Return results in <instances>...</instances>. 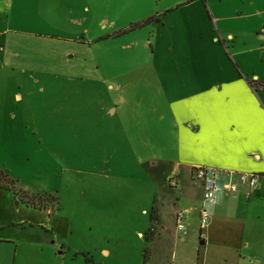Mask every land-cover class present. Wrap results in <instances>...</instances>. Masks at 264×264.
I'll return each mask as SVG.
<instances>
[{"label":"rangeland","instance_id":"obj_1","mask_svg":"<svg viewBox=\"0 0 264 264\" xmlns=\"http://www.w3.org/2000/svg\"><path fill=\"white\" fill-rule=\"evenodd\" d=\"M179 1L0 0V171L27 197L44 201L34 208L0 187L1 224L27 229L0 227V239L39 234L31 228L39 224L59 251L65 245L68 264H144L156 234L155 227L149 233L154 202L169 204L167 230L174 232L175 217L186 205L175 206L173 199L194 187L210 220L202 227L198 213H192L194 234L162 251L161 264H172L173 255L177 263L264 264V219L246 214L234 233L227 230L229 223H221L209 234L213 213L202 186L184 175L172 187L178 177L169 165H158V178L146 170L148 162L169 160L170 142L161 134L168 133L162 130L167 126L160 127V152L145 147L140 159L124 141L120 117L100 110L122 103L135 108L152 98L144 91L152 86L153 70L144 42L153 26L125 30ZM106 135L111 142H105ZM94 196L124 199L127 218L95 224L101 215L90 205ZM14 259L12 246L0 240V264Z\"/></svg>","mask_w":264,"mask_h":264},{"label":"crops","instance_id":"obj_2","mask_svg":"<svg viewBox=\"0 0 264 264\" xmlns=\"http://www.w3.org/2000/svg\"><path fill=\"white\" fill-rule=\"evenodd\" d=\"M149 26L153 29L144 47L148 43L153 57V70L149 73L152 86L144 91L154 101L148 96L145 104L135 108L122 103L120 107L106 106L100 110L107 116L120 117L124 141L130 143L140 159L144 158L145 147L150 152H160V127L167 126L162 130L168 133L161 134L170 142L166 150L169 160L146 164V170L154 178L159 176L158 165L170 166L172 177H178L177 186L184 175L194 182L197 167L216 173V197L204 198L211 202L209 207L213 213L209 234L220 229L221 223H229L226 228L234 233L246 214L257 220L264 219V180L254 191L243 186L236 193L227 190L232 179L238 183V175L231 179V172L264 176V0H181L133 23L124 33ZM104 140L111 142L110 135L104 136ZM154 188L159 190V185ZM196 191L194 187L183 188L173 199L175 206L184 202L182 211L189 212L184 221L185 232L178 230V214L176 230H167L170 217L166 206L169 204L154 202L150 218L153 227L149 233L155 227L156 234L151 239L153 252L144 264H161L162 251L170 252L177 242L184 243L194 234L192 213H198L201 225V212L208 211ZM90 205L101 215L96 216L99 221L95 219V224L127 218L128 204L124 199L112 202L100 196L92 199ZM143 214L147 215L146 210ZM208 216L210 220L209 213ZM11 223L14 224L0 222V227L27 230L22 224ZM31 228H38L33 230L39 234L28 232L23 237L0 239L12 246L14 264H68L64 244L59 245L62 250L59 251L50 239L53 236L42 225ZM138 236L144 240L145 230L139 231ZM103 253L111 254L109 250ZM172 264L190 263H177L173 255ZM237 264L247 262L239 259Z\"/></svg>","mask_w":264,"mask_h":264},{"label":"built area","instance_id":"obj_3","mask_svg":"<svg viewBox=\"0 0 264 264\" xmlns=\"http://www.w3.org/2000/svg\"><path fill=\"white\" fill-rule=\"evenodd\" d=\"M235 175H238V183H235L232 179ZM231 181L228 182L227 190L230 193H236L239 191L241 186L248 188L250 191L256 190L261 181L264 180V176L256 173H230ZM217 175L214 171H211L204 167H197L194 169L193 180L194 182L201 184L204 189V198L205 200H213L216 197L217 184L216 179ZM177 182L173 181L171 185L173 187L177 186ZM188 211H180L177 215V227L181 232L186 231V225L184 221L188 215ZM201 225L202 227L206 226L209 221V216L206 211L201 212ZM252 264V263H249Z\"/></svg>","mask_w":264,"mask_h":264},{"label":"trees","instance_id":"obj_4","mask_svg":"<svg viewBox=\"0 0 264 264\" xmlns=\"http://www.w3.org/2000/svg\"><path fill=\"white\" fill-rule=\"evenodd\" d=\"M16 184L17 182L11 179L8 174L4 173L3 171H0V187L13 191L15 193V198L17 199V201L27 203L28 205H31L34 208L41 207L44 204V201L40 200L39 198L36 199L34 197H27L25 193L26 191H23L21 189L17 190ZM38 200L40 201L38 202Z\"/></svg>","mask_w":264,"mask_h":264}]
</instances>
